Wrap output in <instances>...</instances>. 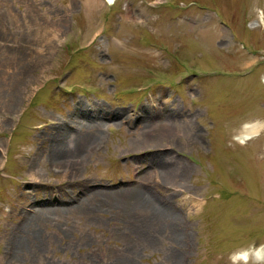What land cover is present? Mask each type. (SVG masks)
Instances as JSON below:
<instances>
[{
    "label": "rangeland",
    "instance_id": "obj_1",
    "mask_svg": "<svg viewBox=\"0 0 264 264\" xmlns=\"http://www.w3.org/2000/svg\"><path fill=\"white\" fill-rule=\"evenodd\" d=\"M163 114L179 139L144 147ZM63 120L86 134L73 175L43 152ZM148 182L163 222L107 196ZM92 190L86 211L61 201ZM260 244L264 0H0V264H231Z\"/></svg>",
    "mask_w": 264,
    "mask_h": 264
},
{
    "label": "bare ground",
    "instance_id": "obj_2",
    "mask_svg": "<svg viewBox=\"0 0 264 264\" xmlns=\"http://www.w3.org/2000/svg\"><path fill=\"white\" fill-rule=\"evenodd\" d=\"M108 1L109 2L111 1V3H113L115 0H108ZM172 120L174 119L170 118L166 114H163L156 124L157 125L156 129H150L148 132H146V134L143 135L142 140H140V143L144 147H162V146L175 145L176 141L179 139L178 136L180 134L177 129V125H175L174 121ZM70 121L71 123L65 120H63L62 123H54L55 125H57L58 128H56V132L54 133L52 139H49L48 141H44L43 152H45V154L47 153L48 157H51V159L58 161L63 166L71 168L72 169L71 175H73L75 172L77 173L79 166V162H77L79 161V158L76 156L81 154L79 152L81 150V147L87 146V144H85V141H83L86 136V134H83V131L79 136L77 137L73 136L74 134H72V130L74 128L73 127H72L73 129L71 128L72 126L71 124L75 126L76 122L74 120H70ZM62 127L63 128L66 127L71 130H69L70 132L67 133L66 131L62 130ZM262 127L263 124L261 122L245 123L242 130L237 135L238 136L237 140L241 143H245L246 141L250 140L255 135H257L258 132L261 131ZM98 128L99 126H94L90 128L91 129L90 133H93ZM93 145H91L92 147L89 146V148L92 149L94 147ZM70 151H73L75 153L78 152V153H76L75 155V153H69ZM138 168H140L139 172L144 171L143 167L141 168V166H139ZM160 168L162 169L166 178L168 179L172 178V172L167 167V165H161ZM138 175L141 176V174ZM175 177L178 178L179 176H175ZM82 185L86 186L85 183H83ZM148 185L149 182L145 186L137 185L133 188H129V190L119 189L114 191V193H110V195L107 196L111 197L112 199L116 200L118 203H121L122 205L125 206L136 205V202H138L139 204L141 203L143 206L148 203V206L149 205L152 206V215L153 218L155 217L154 222L159 223L161 222V220L163 222L165 216H168L167 214L168 208H163L166 206L157 203L155 201L151 203V198L148 196H144ZM82 188L84 190V188L86 187L83 186ZM102 192L103 191L100 190H92L90 193L85 191L83 192V194H81V196L83 197L77 198L73 196L70 199H67L68 197L67 198L65 197L61 201L64 205H74V204H79V202L85 197L83 200L84 202L82 201L83 204L81 206L74 207L72 210H76L82 207L83 210L86 211L88 210V208H90L91 205H94V203L98 202L99 199H101L100 197L102 196ZM66 193H69V191ZM30 208L39 217H47L50 215V208L52 207L50 208L48 206L41 207L32 204ZM160 208L162 209V212H157ZM172 214L174 215V213ZM149 215L151 214L149 213ZM171 220H172V224L168 228H171L173 231L179 230L177 225L173 224V222H175V218H172ZM173 231H171L170 235L171 238L175 239ZM175 235L179 236V232L176 231Z\"/></svg>",
    "mask_w": 264,
    "mask_h": 264
},
{
    "label": "clouds",
    "instance_id": "obj_3",
    "mask_svg": "<svg viewBox=\"0 0 264 264\" xmlns=\"http://www.w3.org/2000/svg\"><path fill=\"white\" fill-rule=\"evenodd\" d=\"M229 261L231 264H237L238 261L243 264H264V244L238 249L229 256Z\"/></svg>",
    "mask_w": 264,
    "mask_h": 264
}]
</instances>
